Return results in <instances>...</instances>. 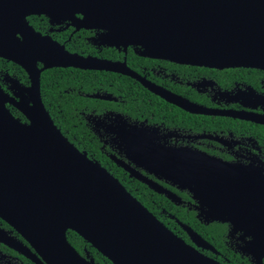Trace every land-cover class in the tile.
<instances>
[{"label": "water", "instance_id": "1", "mask_svg": "<svg viewBox=\"0 0 264 264\" xmlns=\"http://www.w3.org/2000/svg\"><path fill=\"white\" fill-rule=\"evenodd\" d=\"M30 14L68 19L76 29L102 30L103 44L139 45L151 55L181 63L264 69V0H0V56L22 66L30 79L25 89L29 105L0 88V218L39 254L36 262L97 264L70 244L66 231L71 229L113 264H222L176 236L117 178L74 146L40 95V72L54 66L138 75L125 62L68 52L40 36L24 19ZM7 102L28 123L16 118ZM204 165L210 171L222 167ZM201 179L207 198L202 202L215 208L207 214L226 220L234 211L220 202L211 204L219 193L214 178L203 174ZM188 231L198 244H206ZM263 233L264 228H252L250 246L258 251Z\"/></svg>", "mask_w": 264, "mask_h": 264}, {"label": "flooded vegetation", "instance_id": "2", "mask_svg": "<svg viewBox=\"0 0 264 264\" xmlns=\"http://www.w3.org/2000/svg\"><path fill=\"white\" fill-rule=\"evenodd\" d=\"M24 19L40 36L63 45L70 53L125 62L138 75L72 66L40 72V95L41 76L51 68L99 72L103 78L113 75L109 82L104 80L108 83L104 90L82 93L102 102L101 107H84L80 112L90 140L99 143L105 164L93 160L200 253L222 264H256L261 255L264 264V233L259 251L250 246L252 228H264V69L181 63L151 55L139 45L103 44L102 30L76 29L68 19L44 14ZM1 59L20 67L18 76L0 67L1 90L29 105L27 71L3 56ZM43 65L36 61L38 69ZM6 107L28 123L16 106L7 102ZM45 109L51 116L50 109ZM206 162L226 167L210 171ZM203 174L214 178L219 192L211 204L217 207L220 202L234 211L226 220L207 214L215 208L202 202L207 200L202 194ZM211 226L216 227L211 233L200 230ZM188 228L206 244H198ZM69 236H81L66 231L68 241L83 257L97 264L110 261L82 237L84 242L77 246ZM37 258L34 248L0 218V264H38Z\"/></svg>", "mask_w": 264, "mask_h": 264}, {"label": "trees", "instance_id": "3", "mask_svg": "<svg viewBox=\"0 0 264 264\" xmlns=\"http://www.w3.org/2000/svg\"><path fill=\"white\" fill-rule=\"evenodd\" d=\"M0 67L7 69L11 74L19 75L18 71L20 67L12 62L1 59ZM111 76L103 78L99 72H85L76 69L69 71L61 68L45 70L41 76L42 101L45 107L50 109L49 111L55 119L57 127L80 151L102 164H105V162L101 159L99 143L94 138L90 140L89 128L82 121L80 112L83 111L84 107H87V110L101 107V101L82 96V93L104 90L103 86H108V83H105L104 80L109 82L108 79ZM54 114H57V118L54 117ZM215 229V226L200 228L203 233H211V230ZM69 239L77 246L83 241L81 237L73 239L69 236ZM105 263L112 264L110 261H106Z\"/></svg>", "mask_w": 264, "mask_h": 264}]
</instances>
